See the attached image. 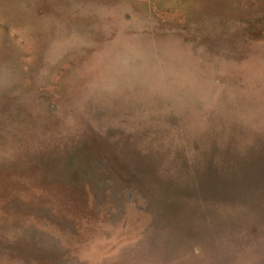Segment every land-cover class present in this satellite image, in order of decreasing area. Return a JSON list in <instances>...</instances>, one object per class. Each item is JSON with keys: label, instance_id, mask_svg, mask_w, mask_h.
Masks as SVG:
<instances>
[{"label": "rangeland", "instance_id": "obj_1", "mask_svg": "<svg viewBox=\"0 0 264 264\" xmlns=\"http://www.w3.org/2000/svg\"><path fill=\"white\" fill-rule=\"evenodd\" d=\"M0 264H264V0H0Z\"/></svg>", "mask_w": 264, "mask_h": 264}, {"label": "crops", "instance_id": "obj_2", "mask_svg": "<svg viewBox=\"0 0 264 264\" xmlns=\"http://www.w3.org/2000/svg\"><path fill=\"white\" fill-rule=\"evenodd\" d=\"M0 226H2V223L0 222ZM6 251H3L2 248L0 247V258L2 257V253H5ZM1 263V260H0Z\"/></svg>", "mask_w": 264, "mask_h": 264}]
</instances>
